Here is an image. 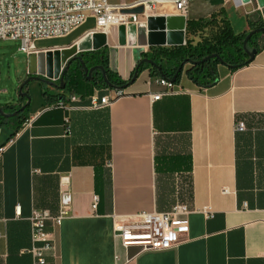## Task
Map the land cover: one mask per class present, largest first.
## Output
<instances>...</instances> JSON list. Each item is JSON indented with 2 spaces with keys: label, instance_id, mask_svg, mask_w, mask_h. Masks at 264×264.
I'll return each mask as SVG.
<instances>
[{
  "label": "crops",
  "instance_id": "0c3cea01",
  "mask_svg": "<svg viewBox=\"0 0 264 264\" xmlns=\"http://www.w3.org/2000/svg\"><path fill=\"white\" fill-rule=\"evenodd\" d=\"M228 7L225 0H191L188 19ZM177 14L170 3L157 12ZM94 28L90 18L69 40L39 45L37 53L70 47ZM249 30L246 23L240 33ZM139 32L134 26L106 35L110 68L123 80L148 50ZM217 73L201 88L183 71L175 93L153 100L165 87L148 68L101 107L90 106L95 90L64 98L61 90L50 101L43 84L50 94L54 87L30 81L31 126L14 138L17 122L0 127V264H33L35 209L62 216L59 225L47 222L56 242L50 264H264V47L249 65L219 64ZM176 203L192 209L181 216L189 226L177 246L140 251L115 235V216Z\"/></svg>",
  "mask_w": 264,
  "mask_h": 264
},
{
  "label": "built area",
  "instance_id": "2783aa9c",
  "mask_svg": "<svg viewBox=\"0 0 264 264\" xmlns=\"http://www.w3.org/2000/svg\"><path fill=\"white\" fill-rule=\"evenodd\" d=\"M225 1L237 9L252 6V12L259 13L264 22V7H260L258 0ZM165 3L172 4L179 15L188 18L191 0H0V40L18 41L20 51L29 56L38 52L37 41L67 36L90 18L95 20V28L90 34L107 35L113 28L131 30L133 26L144 24L150 16L157 15L159 7ZM138 8H142V12H132ZM170 78L157 77L156 81L165 89L152 94L153 100L176 92ZM124 94V89L120 88L95 89L89 97L90 106L110 105ZM32 120L29 117L23 126H31ZM245 128L244 122H237V131H244ZM64 186L62 182V189ZM70 199L69 195H65L63 203L68 204ZM98 199V195L95 196V206ZM201 211L212 215L209 208ZM190 212L192 209L186 203H176L168 211L115 216V235L126 248L138 246L140 251L169 249L182 242L181 234L187 232L189 222L181 219V216ZM49 220L59 225L62 216L53 217L49 210L33 211L31 223L34 246L30 250L33 264H50L49 255L55 251V238L46 232Z\"/></svg>",
  "mask_w": 264,
  "mask_h": 264
},
{
  "label": "trees",
  "instance_id": "16d2710c",
  "mask_svg": "<svg viewBox=\"0 0 264 264\" xmlns=\"http://www.w3.org/2000/svg\"><path fill=\"white\" fill-rule=\"evenodd\" d=\"M221 15H226V10L224 8L219 12L213 13L210 17L189 20L187 24V33L197 32L217 23L218 18ZM221 21L223 22V26H221L219 32L212 39H205L196 45L192 44L190 40H187V43L182 46L155 47L151 48L149 52L143 53L142 58L137 64L139 74L145 69L150 68L154 75H159L158 69L148 62H143L145 58L153 60L160 65L163 68L166 77H173L179 66L187 61V63H191V67L186 71L187 77L201 88H206L218 80L217 66L221 64L217 58H212L199 64L196 63L202 61L207 56L218 54L225 62V65L237 66L235 69L249 65L252 61L248 62L249 56L244 49V40L250 31L263 28L264 23H257L249 20L248 25L250 30L247 32L236 33L226 18H223ZM263 37L264 31H258L255 33L248 41V48L250 50L256 49L257 51H260L264 47ZM90 53L93 54L90 56L89 60H85L86 65H103L107 79L115 87L106 84L102 71L96 72L91 79H88V75L84 74L83 67L78 63L71 68L65 78V88L62 90V98L67 94L71 96L78 94L81 95V97L90 96L95 88H118V86L127 84L131 79L130 78L128 81L123 80L111 70L108 62L109 52L107 46H104L99 50L91 51ZM165 61L173 63L170 68L164 66L163 63ZM133 72L131 76L133 75ZM181 75L182 74H180L177 81L174 83L175 85L179 83ZM28 85L29 83H25L24 90L28 88ZM47 88L48 86L43 84V92L47 98L50 101H53L55 98V100H57L58 97H55V93L50 94ZM25 93V95L20 96L17 105L0 104V108L7 114L17 112L16 115L11 117L0 115V127L6 123L17 122V128L12 138L16 136L21 126L29 118L28 109L30 104H28V101L30 95L27 91H25ZM57 102H59V100L56 101V103Z\"/></svg>",
  "mask_w": 264,
  "mask_h": 264
},
{
  "label": "water",
  "instance_id": "95a60500",
  "mask_svg": "<svg viewBox=\"0 0 264 264\" xmlns=\"http://www.w3.org/2000/svg\"><path fill=\"white\" fill-rule=\"evenodd\" d=\"M258 2L260 7H264V0H258ZM132 12H142V8L132 10ZM188 21V18L179 14L168 16H150L146 22V37H144V32L142 36L143 38L139 41V44L141 47L148 46L149 48L176 47L185 45ZM119 29L121 32L125 30L124 27H120ZM258 31H264V27L250 31L244 40V49L249 56L248 62L253 61L258 53L256 49L250 50L248 48V41ZM106 39V34L104 33L88 34L72 46L64 48L62 50L48 51L47 53L42 51L37 54H30L28 58L31 75L26 82L20 85L18 89L19 97L26 94L24 92L25 83H29L32 80H39L41 82L47 83L54 88L58 87L59 89L63 90L65 88V74L69 70L72 61L75 59H78L80 61V64L83 67L85 73H89L88 78L90 79L91 73L98 67L95 66L89 68L83 59V54L85 52L99 50L100 48L106 46ZM131 41L133 43V40ZM212 58H217L221 62V64H225V62L218 54L207 56L202 61H198L196 63L199 64ZM143 62L150 63L153 67L158 69L159 74L162 77H166L163 68L153 60L145 58ZM186 63L187 61L183 62L179 66L175 75L170 78L172 83H175L180 74L183 73V68ZM137 64L135 66L133 75L130 76L131 79L129 80V82L125 85L118 86V88L126 89L129 85L133 84L138 79L139 71L137 69ZM61 66H63V68H61ZM229 67L233 69L237 68V66ZM100 68L103 70V76L105 78L106 84L108 86L115 87L107 79L104 67L100 66ZM58 79L60 80L59 86L55 82ZM30 101L31 98L29 97L28 104H30ZM16 114L17 112L7 114L0 108V115L2 116L11 117Z\"/></svg>",
  "mask_w": 264,
  "mask_h": 264
},
{
  "label": "rangeland",
  "instance_id": "374dc122",
  "mask_svg": "<svg viewBox=\"0 0 264 264\" xmlns=\"http://www.w3.org/2000/svg\"><path fill=\"white\" fill-rule=\"evenodd\" d=\"M228 5L229 7L226 10V15L219 16L217 23H214L213 25L203 30L187 33L186 40L188 41L190 40L192 44L196 45L205 39H212L219 32L221 26H223V22L221 21L223 18H226V20L230 22L231 26L233 27L236 33H240L243 30V27H246V23H248L249 20H252L257 23L259 22L264 23L260 18L259 13L252 12L253 9L252 6H249L247 9H237L233 7L231 3H228ZM189 17H191V13H189ZM135 27H138L140 31L139 32L140 35L135 36V38L137 41H140L143 38L142 36L146 30V26L139 25ZM81 28L82 26L75 29L69 35L64 37L39 40L36 42V46L39 45L44 46L59 41L69 40ZM114 29L116 30L117 28ZM19 47H20V43L18 41L0 40V104L17 105L19 103V98H20L18 94V89L20 85L23 82H26L29 79V76L31 75L29 74L28 76L26 73L29 64L28 55L20 51ZM150 50L151 48L148 51H145V53L149 52ZM110 60L111 58L109 53V61H108L109 66L111 64ZM163 64L165 67L170 68V66L173 63L165 61ZM190 67H191V63H186L183 68V71H187V69H189ZM95 89L97 90L99 88H95ZM60 91L61 89L57 87L51 89L50 92L57 93Z\"/></svg>",
  "mask_w": 264,
  "mask_h": 264
},
{
  "label": "flooded vegetation",
  "instance_id": "af4514ba",
  "mask_svg": "<svg viewBox=\"0 0 264 264\" xmlns=\"http://www.w3.org/2000/svg\"><path fill=\"white\" fill-rule=\"evenodd\" d=\"M93 53H87V52H85L84 54H83V59H84V61L87 59V60H89V58H90V56L92 55ZM78 63H80V61L78 60V59H75V60H73L72 61V63H71V65H70V68H69V70L66 72V74H65V78H66V76H67V74H68V72L71 70V68H73L74 66H76ZM89 68H92V67H95V66H97L98 68H96L92 73H91V78H92V76H94L95 75V73L96 72H99V71H102L103 72V70L100 68V66H103V65H101V64H94V65H92V66H89V65H87ZM84 74L85 75H88V77H89V73H85V71H84ZM174 76V75H173ZM90 78V79H91ZM89 79V78H88ZM56 82V84L59 86L60 85V80H56L55 81ZM50 87V86H49Z\"/></svg>",
  "mask_w": 264,
  "mask_h": 264
},
{
  "label": "bare ground",
  "instance_id": "6f19581e",
  "mask_svg": "<svg viewBox=\"0 0 264 264\" xmlns=\"http://www.w3.org/2000/svg\"><path fill=\"white\" fill-rule=\"evenodd\" d=\"M196 1H198V0H196ZM207 2V1H206ZM208 4H209V2H207ZM206 4V3H205ZM193 7V6H192ZM198 7V6H197ZM201 7V6H200ZM202 9V8H201ZM199 10V9H198ZM203 10H205V9H203ZM197 11V10H196ZM196 11H194V12H196ZM200 12L202 11V10H199Z\"/></svg>",
  "mask_w": 264,
  "mask_h": 264
}]
</instances>
